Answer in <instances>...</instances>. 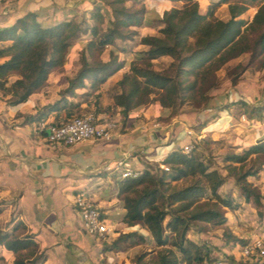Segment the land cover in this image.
<instances>
[{
	"label": "trees",
	"instance_id": "obj_1",
	"mask_svg": "<svg viewBox=\"0 0 264 264\" xmlns=\"http://www.w3.org/2000/svg\"><path fill=\"white\" fill-rule=\"evenodd\" d=\"M171 1H182L183 5L155 12L159 21L156 35L140 31L153 24L150 15L154 11L147 7L146 0H93L92 8L81 17L51 26H44L37 12L28 11L13 24L0 28V90L7 104H23L45 87L51 73L66 64L75 42L86 35L88 39L79 51L80 67L60 98L25 121H41L52 112L60 117L64 110H69L67 118L54 123L88 112L98 114L101 87L127 64L121 54L128 50L118 41L137 38L147 49L133 51L129 71L110 89L125 124L132 113L155 102L168 110L169 116L185 106L209 107L211 92L220 86V70L250 54L246 65L229 72L235 85L264 54V0H216L205 12L198 0ZM224 4L229 11L226 19L216 14ZM253 7L256 12L252 19L247 18ZM167 56L172 58L170 64L157 68L154 61ZM13 75L17 78L11 81ZM79 89L85 91L78 93ZM83 102L90 107L75 114ZM232 104L246 107L251 119L264 116V103L251 106L241 98ZM219 142L211 137L194 140L191 152L175 148L155 166L140 171L138 177L120 178L117 197L124 213L116 220L133 229L106 240L104 249L123 251L147 243L144 228L159 249L148 260L147 254H137L133 257L135 264H193L214 260L212 254L217 248L191 238L192 226L202 234L222 228L226 246L249 242L234 235L227 212L238 210L242 202L263 207L264 195L250 177L264 171V139L242 148L229 145V151L222 155V167L210 158V146ZM0 244L6 249L0 255V264H6L11 253L15 256L13 264H43L47 260L46 252L40 251L35 235L27 232L23 221L0 232ZM227 260L249 264V260L237 262L233 255Z\"/></svg>",
	"mask_w": 264,
	"mask_h": 264
},
{
	"label": "crops",
	"instance_id": "obj_2",
	"mask_svg": "<svg viewBox=\"0 0 264 264\" xmlns=\"http://www.w3.org/2000/svg\"><path fill=\"white\" fill-rule=\"evenodd\" d=\"M92 1L0 0V28L13 24L28 11L37 12L44 26L79 18L92 8ZM198 1L205 12L209 4L216 0ZM146 4H149V9L160 13L161 9L181 7L183 2L146 0ZM220 10H226L227 15L220 16ZM216 14L220 18H228V5H222ZM157 25L159 21L158 24L141 27L140 31L143 35H156ZM87 39L85 35L75 42L66 64L53 71L47 85L31 95L27 102L11 106L0 90V232L9 231L15 223L23 221L27 232L35 235L40 251L47 254L43 264H135L133 257L138 245L123 251L104 249V242L115 239L120 234L119 230L128 232L133 229L116 220L124 213L121 200L117 197L118 161L124 160L142 171L155 166L169 151L183 148L194 140L211 137L219 141L233 134V143L231 140L229 143L242 148L264 139V120L260 117L243 120V115L247 117L248 114L246 107L232 104V101L241 98L251 106L260 104L262 98L256 87L260 72L245 71L233 86L228 85L230 81L227 80L225 87L219 86L211 92L209 107L185 106L177 114L169 116V111L155 102L132 113L125 124L120 108L114 105L110 89L129 71L133 59L131 51L126 66L101 87V108L97 115L102 120L115 119L118 122L112 139H89L71 146H53L46 140L42 124L66 119L69 110H64L60 117L52 112L41 121L25 120L60 98L68 80L80 67L79 51ZM144 49L147 46L138 41V47L133 51ZM122 54L121 57L126 58ZM16 78L17 75H13L10 79L14 81ZM246 80L253 84L247 85L248 90L244 85ZM84 91L77 90L78 93ZM72 99L75 102L79 100ZM89 107L87 102H83L75 114L83 113ZM188 131L192 133L188 134ZM250 181L258 185L264 195V171L257 177H250ZM80 192H85L101 207L104 215L117 228L115 234L96 237L86 233L74 204ZM262 201V208H257L252 202H242L238 210L227 212L228 224L238 238L249 241L262 236L260 231L264 229V224L257 223L258 220L264 223L261 220L264 217V198ZM236 243L233 242V256L237 262L246 261L240 258V242ZM5 252L0 244V255ZM14 258L11 253L8 264H13ZM249 264H254V260H249Z\"/></svg>",
	"mask_w": 264,
	"mask_h": 264
},
{
	"label": "built area",
	"instance_id": "obj_3",
	"mask_svg": "<svg viewBox=\"0 0 264 264\" xmlns=\"http://www.w3.org/2000/svg\"><path fill=\"white\" fill-rule=\"evenodd\" d=\"M243 120L246 116L243 115ZM118 129V122L115 119L102 120L94 112H88L82 116H75L67 121L42 124V130L46 132L45 138L51 145L71 146L89 139L111 140ZM188 131V134H191ZM194 144L183 147L186 153L192 151ZM161 167L169 170L167 165ZM116 169L122 178L138 177L140 171L133 168L128 162L120 160ZM75 207L83 220L84 229L87 234L96 237H105L115 234L118 230L104 215L101 207L93 201L85 192H80L74 200ZM241 256L246 260H254L255 264H264V238L257 236L241 246ZM193 264H229L223 257L215 258L212 261H199Z\"/></svg>",
	"mask_w": 264,
	"mask_h": 264
},
{
	"label": "rangeland",
	"instance_id": "obj_4",
	"mask_svg": "<svg viewBox=\"0 0 264 264\" xmlns=\"http://www.w3.org/2000/svg\"><path fill=\"white\" fill-rule=\"evenodd\" d=\"M146 5H148L147 7L150 8L149 4H146ZM254 12H255V7H253L249 11V13L246 15V17L252 19ZM154 14H155V12H152L150 17L153 20L154 24H158V19ZM219 15L220 16H226L227 11L226 10H220ZM138 41H139V38L132 40L130 42H128V41L127 42H125V41H121V42L119 41L118 42L119 45L125 47L128 50L122 54V56H126L127 60L129 58H131V51L133 52V50L138 47ZM249 60H250V54H244L241 57L233 60L229 64V66L220 70L218 73V75H219L218 81H219L220 86L225 87L226 86L225 83H227V80L230 81V83L228 85L232 84V82L228 76L229 72H231V73L237 72L239 70L238 68L240 66L246 65L249 62ZM171 61H172V58L167 56V57H162L160 59L155 60L154 63H155V66L157 68L161 69V68L168 66ZM248 70L252 73H256L258 71L260 72V78H259V81H258L256 87L259 90L258 93H259L260 97L262 98L260 104H263L264 103V54L259 56L258 58H256ZM244 85L246 86L245 89L248 90L247 85L251 86L253 84L248 83V80H246ZM232 86H233V84H232ZM249 114H250V112H248V114H247V117H246L247 119L249 118ZM259 119L264 120V116H261ZM230 140L232 141L231 143H233V134L230 138L225 137L224 140H221L222 142H219L217 144H212L210 146V148H211L210 158L212 161H214V164L218 167H222L224 165V163L221 161L222 155H224L227 151H229V148H228L229 145H233V144L229 143ZM118 177H119V179L122 178L121 174H119ZM225 189L226 188H224V190ZM249 211H247V212H249ZM261 220L263 221L264 217ZM257 223L264 224V223H261V221H259V220L257 221ZM123 230H125V229L119 230V232L121 233ZM142 231L143 232L145 231L146 238L148 241H147V243L138 245L137 253L134 255V257L137 254L145 253V254H147L146 259L148 260V259H150V257L152 255H154L156 253V251L159 248L155 245L154 242H152L151 236L148 233V231L144 228L142 229ZM260 233H261L262 237L264 238V229H262V231H260ZM190 237L195 239L198 242H207L212 247L216 246L217 251L213 252V254H212L213 258L223 257L227 260L228 255H233L232 254L233 253V244H230L228 246V248L224 244L223 229L222 228L212 229L208 234H202V233L198 232L197 226H192ZM235 244H238V243H235ZM240 244L242 245V243H240ZM241 245L239 247H241ZM224 249H227V252H224ZM241 257L242 256H240V258ZM241 259H245V258L242 257ZM227 261L229 264H231L229 260H227ZM241 262H243V261H241ZM6 264H8V262Z\"/></svg>",
	"mask_w": 264,
	"mask_h": 264
}]
</instances>
